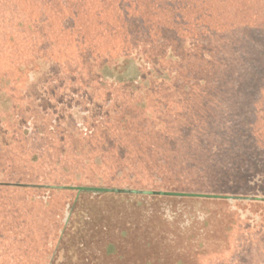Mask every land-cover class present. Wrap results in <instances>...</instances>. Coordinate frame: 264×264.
I'll list each match as a JSON object with an SVG mask.
<instances>
[{
  "label": "rangeland",
  "instance_id": "1",
  "mask_svg": "<svg viewBox=\"0 0 264 264\" xmlns=\"http://www.w3.org/2000/svg\"><path fill=\"white\" fill-rule=\"evenodd\" d=\"M0 93V264L73 187L154 193H82L76 264H264V0H0Z\"/></svg>",
  "mask_w": 264,
  "mask_h": 264
},
{
  "label": "flooded vegetation",
  "instance_id": "2",
  "mask_svg": "<svg viewBox=\"0 0 264 264\" xmlns=\"http://www.w3.org/2000/svg\"><path fill=\"white\" fill-rule=\"evenodd\" d=\"M41 187H43V188L45 187V189L51 188V186H45V185L41 186ZM79 188L97 189V190L106 189V188H94V187H77V188L73 187L70 189V191H77L78 192V198L73 203V206H72L73 208H71V211H69L67 213L66 218H65V222H64L63 227H62V230H60V233L57 236V239L56 240L53 239L54 238V234H53L52 235L53 237L50 236L48 240L44 241V243L41 242V243L37 244V246L39 248L36 251V259H35V261H33V263H35V264H67V263L68 264H76V262H77L76 251L74 249H66V245L68 246V244L66 242H67V238L70 237V235H68V234L72 228L71 227V220H72V217L74 216V210H75L76 204H78V202H79L80 195L82 193H93L96 195L97 194H114V193H105L104 191H90V190L79 191ZM112 190H116V189H112ZM130 192L136 193V194H130V195H153L154 194L152 192L142 191V190L130 191ZM44 198L45 199L48 198V200L45 201V204L46 205H47V203L49 204L50 196L49 197L44 196ZM212 198H214V199H230V198L220 197V196H214ZM230 200L235 201L236 198H231ZM260 200H262V199H260ZM49 224L51 225V228H53V229L55 228L54 224L52 225V223H50V222H49ZM78 227L80 230H84V231L86 230L85 224H80V225L78 224ZM66 236H67V238H66ZM72 246H73V244H71V245L69 244L68 247H72ZM53 248H54V251L52 253H50L53 250ZM51 254H52V256H49ZM46 255H48V256H46ZM9 262L11 263V261H9ZM30 262L31 261H27L26 264H29Z\"/></svg>",
  "mask_w": 264,
  "mask_h": 264
},
{
  "label": "trees",
  "instance_id": "3",
  "mask_svg": "<svg viewBox=\"0 0 264 264\" xmlns=\"http://www.w3.org/2000/svg\"><path fill=\"white\" fill-rule=\"evenodd\" d=\"M201 29H204V27L202 26L200 28V31H202ZM167 32L169 33V35L172 34L171 31H167ZM204 43L205 42L202 41L201 38H200V40L197 41L195 39L190 40L187 37H185L182 40H179L177 44L176 43L175 44L176 45H179L180 48H181V50L183 52H185V51H188V49L192 51L193 50L192 46L194 47V46H196V44L200 45L201 48L206 49V47H204ZM205 44H208V43L206 42ZM169 49H170L169 50V55L167 54V56H169V59H172L173 62L179 61L178 59L180 57L174 55L176 53V52H174V49H172V47L169 48ZM208 52H210V51H208ZM172 55H173V57H171ZM131 60H132V58L131 57L130 58L128 57V59L125 60V62L120 63V67H118V68H112L111 71L113 72V76H117L121 80L126 81L125 78H121V77H123V76H125V74H127L126 67H129L131 65L130 64L131 63ZM121 64H122V66H121ZM139 66H143V63L142 64H139ZM121 67H123V68H121ZM155 70H156V67H154V70L151 72V75H153L155 77V79H157V81H160V80H164L165 81V79H166L167 82L169 80L170 81L177 80L176 79V75H177L176 73L173 74V77L172 78H169L170 75L167 73V70H165V71L164 70H159V71L156 70L155 71ZM137 80H139V83H144L146 81V78H144L143 76H138V77H136L132 81V84H134V83L137 84L136 83ZM177 81L178 82H181V80H177ZM155 82H156V80H155ZM1 96H2V93H0V113H3V112H6L7 111V108L8 107L6 105V102L3 101V99H2ZM102 191H104L105 193H114L116 195H119V194H136L134 192H130V191H127V190L123 191V190L103 189Z\"/></svg>",
  "mask_w": 264,
  "mask_h": 264
},
{
  "label": "water",
  "instance_id": "4",
  "mask_svg": "<svg viewBox=\"0 0 264 264\" xmlns=\"http://www.w3.org/2000/svg\"><path fill=\"white\" fill-rule=\"evenodd\" d=\"M84 190H90V191H102V190H97V189H85V188H79V191H84ZM171 195V194H170ZM260 198H258L259 200Z\"/></svg>",
  "mask_w": 264,
  "mask_h": 264
}]
</instances>
